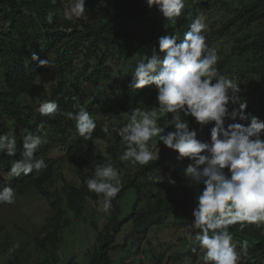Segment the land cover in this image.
I'll use <instances>...</instances> for the list:
<instances>
[{"label":"trees","instance_id":"obj_1","mask_svg":"<svg viewBox=\"0 0 264 264\" xmlns=\"http://www.w3.org/2000/svg\"><path fill=\"white\" fill-rule=\"evenodd\" d=\"M67 2L0 0V134L17 139L14 156L0 153V191L12 187L16 199L36 194L48 204L51 214L41 224L33 245L44 252L39 264H57L65 228L79 220L89 202L98 204L97 195L88 191L84 180L93 174L94 164L110 160L126 179L122 175L123 186L112 201L109 220L100 230L92 224L98 231L88 264H121L126 258L132 259L128 264H138L144 262L135 257L140 254L152 260L149 264H204L205 250L187 238L188 226L195 219L194 197L203 188L183 174L191 161H178L176 151L154 138L159 158L131 174L127 164L118 159L124 151L120 137L106 135L103 127L119 126L113 119L117 110L141 104L145 110L158 106L155 85L135 91L128 88L135 65L150 55L154 46L158 49L161 35H184L199 12L217 20L211 21L205 32L206 43L220 57L217 68L236 78L240 95L247 101L246 111L263 120L264 0H185L186 7L175 24L164 20L156 8L149 9L145 0H86L81 17L68 13ZM216 9L224 11L221 19L214 15ZM33 53L52 61L54 68L39 67L38 61L32 60ZM244 74L254 83H246ZM48 100L57 102L60 113L74 111L73 105L83 106L96 121L92 139L80 137L75 121L63 115L42 116L39 105ZM170 118V113L158 118L166 131L173 130L168 128ZM185 119L190 128L197 129L199 140L210 142L214 122L201 130L194 118ZM25 128L46 139L37 155L47 166L28 176L9 177L12 161L23 151ZM167 223L165 230L175 235V240L168 242L171 252L157 258L147 244L154 237L153 229ZM126 228L130 230L125 234ZM19 230L24 232L19 226L6 231L0 222V264L35 261L25 251L28 243L15 241ZM229 230L237 251L240 241H248V256L241 264H260L264 259V224L246 225L242 231L235 224ZM120 235L123 241H119ZM118 253L122 255L116 260Z\"/></svg>","mask_w":264,"mask_h":264},{"label":"clouds","instance_id":"obj_2","mask_svg":"<svg viewBox=\"0 0 264 264\" xmlns=\"http://www.w3.org/2000/svg\"><path fill=\"white\" fill-rule=\"evenodd\" d=\"M145 3L149 9L156 8L171 24L177 22L186 7L185 0H145ZM85 8L86 0H74L71 13L81 17ZM206 20V15L199 12L184 35L177 32L157 38L158 49L154 46L150 55L136 63L128 88L135 91L155 85L158 106L147 110L129 106L125 111L119 110L121 115L131 116L129 122L111 129L104 126L103 131L106 135L115 133L120 137L124 151L118 159L136 164V170L159 158L154 138L176 151L178 161L188 158L191 162L183 174L203 188L194 197L195 219L188 226L187 238L198 242L205 250L204 264H241L248 256V241H240L237 251L229 228L239 224L242 231L246 225L264 224V120L246 111L247 101L240 95L241 87L236 78H229L217 68L220 57L217 50L206 43ZM180 36H184L183 40ZM32 60L38 61L39 67L54 68L52 61L41 59L35 53ZM73 108L74 111L60 113L57 102L48 100L39 105L38 111L42 116L60 114L75 121L79 136L92 139L96 121L83 106L73 105ZM169 113L171 118L167 124L172 131L158 124L160 114ZM189 116L201 130L214 122L210 142L197 138V129L190 128L185 119ZM237 120L247 123L235 122ZM22 133L23 151L19 159L12 161L9 177L28 176L47 166L43 157L37 155L46 139L27 128ZM16 152V137L0 134V153L11 157ZM93 167V174L84 183L108 213L123 186V174L110 160ZM123 178L126 179L124 175ZM16 195L14 188L5 187L0 191V203L11 205ZM169 223L160 226V230ZM171 237L175 240V235ZM15 247L18 245H13ZM87 260L89 263L90 256ZM256 263L259 262L256 260Z\"/></svg>","mask_w":264,"mask_h":264},{"label":"rangeland","instance_id":"obj_3","mask_svg":"<svg viewBox=\"0 0 264 264\" xmlns=\"http://www.w3.org/2000/svg\"><path fill=\"white\" fill-rule=\"evenodd\" d=\"M74 4V0H68L67 2V11L70 15L71 7ZM224 11L215 10L214 15L222 18ZM207 25L215 20L210 14H207ZM209 26V25H208ZM184 36H180V39L183 40ZM227 75V73H225ZM245 78L246 83H254V79L247 74L243 76ZM239 84V83H238ZM240 85V84H239ZM242 91V90H241ZM244 92L243 94H245ZM253 96L250 97V100H253ZM256 101V100H255ZM255 108V104L252 105ZM138 108L144 109V104H141ZM131 116L121 115V113L117 110V113L114 115L115 123L119 124V126L129 122ZM262 119L264 120V111L262 113ZM124 120V121H123ZM264 138V137H262ZM130 171H136V164L131 162H126ZM70 177L73 175L71 173ZM41 196L36 194H32L29 197H20L15 200V202L11 205H1L0 206V222L4 224L6 231H11L15 229V226H19L23 229L19 230L20 234L15 236V241L20 243H28L25 251L27 254L32 255V261L29 264H39L44 259V252L42 250L37 249L36 246L33 245V238L39 235V228L41 224L44 223L45 218L51 214V209L48 204L43 203ZM72 217V214H68ZM110 212L105 213L102 209V204H95L93 202H89L85 208V212L80 216L79 220L74 222L62 233V243L60 245V261L58 264H88L87 258L90 256L91 251L93 249V245L95 243V236L97 231L102 228V226L109 220ZM7 219H10L7 221ZM93 222L97 225L98 230L92 225ZM13 223H15L13 225ZM125 230V229H124ZM130 228H126L125 234L128 233ZM165 230V229H164ZM166 233L162 234L160 227L155 230V234L150 243L147 244L148 248L153 249L156 257H163L166 253L171 252V247L169 245V241L174 242L173 237H171V233L166 231ZM159 234V237H157ZM119 241H123L121 235L119 236ZM31 245H30V243ZM87 246V247H86ZM90 247V248H89ZM146 247V248H147ZM22 252H25L22 249ZM122 254L118 253L115 255V259L119 260ZM141 255V256H140ZM135 257L143 259L144 262H139L138 264H149L152 260H149L147 255L140 254ZM131 258H126L121 261V264L131 263ZM48 264V263H45ZM118 264V263H116ZM261 264H264V259H262Z\"/></svg>","mask_w":264,"mask_h":264}]
</instances>
